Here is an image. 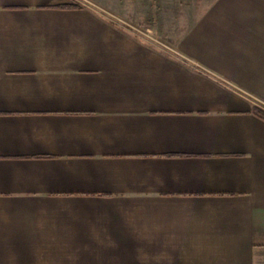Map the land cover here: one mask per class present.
<instances>
[{
	"label": "crops",
	"instance_id": "1",
	"mask_svg": "<svg viewBox=\"0 0 264 264\" xmlns=\"http://www.w3.org/2000/svg\"><path fill=\"white\" fill-rule=\"evenodd\" d=\"M89 1L0 0V264H264V0Z\"/></svg>",
	"mask_w": 264,
	"mask_h": 264
},
{
	"label": "rangeland",
	"instance_id": "2",
	"mask_svg": "<svg viewBox=\"0 0 264 264\" xmlns=\"http://www.w3.org/2000/svg\"><path fill=\"white\" fill-rule=\"evenodd\" d=\"M211 1L91 0V3L110 8L115 12L112 18L130 27L131 32L140 38L173 43Z\"/></svg>",
	"mask_w": 264,
	"mask_h": 264
},
{
	"label": "trees",
	"instance_id": "3",
	"mask_svg": "<svg viewBox=\"0 0 264 264\" xmlns=\"http://www.w3.org/2000/svg\"><path fill=\"white\" fill-rule=\"evenodd\" d=\"M261 117L264 118V110L257 109L255 110Z\"/></svg>",
	"mask_w": 264,
	"mask_h": 264
}]
</instances>
